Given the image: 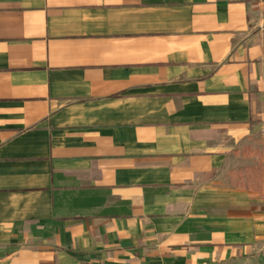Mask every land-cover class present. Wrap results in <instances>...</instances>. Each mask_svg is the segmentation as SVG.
Masks as SVG:
<instances>
[{
    "label": "crops",
    "instance_id": "crops-1",
    "mask_svg": "<svg viewBox=\"0 0 264 264\" xmlns=\"http://www.w3.org/2000/svg\"><path fill=\"white\" fill-rule=\"evenodd\" d=\"M263 132L264 0H0V264H264Z\"/></svg>",
    "mask_w": 264,
    "mask_h": 264
},
{
    "label": "trees",
    "instance_id": "trees-1",
    "mask_svg": "<svg viewBox=\"0 0 264 264\" xmlns=\"http://www.w3.org/2000/svg\"><path fill=\"white\" fill-rule=\"evenodd\" d=\"M246 176L248 178V182L246 184L242 183L241 187L247 190H251L254 192H258L259 194H263L262 191V170L260 168L254 169H245Z\"/></svg>",
    "mask_w": 264,
    "mask_h": 264
},
{
    "label": "rangeland",
    "instance_id": "rangeland-1",
    "mask_svg": "<svg viewBox=\"0 0 264 264\" xmlns=\"http://www.w3.org/2000/svg\"><path fill=\"white\" fill-rule=\"evenodd\" d=\"M261 134H263L261 137H260V139L258 140V144L260 145V146H264V132L263 133H261ZM254 162H257V160H255ZM247 169V168H246Z\"/></svg>",
    "mask_w": 264,
    "mask_h": 264
}]
</instances>
